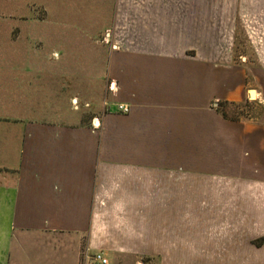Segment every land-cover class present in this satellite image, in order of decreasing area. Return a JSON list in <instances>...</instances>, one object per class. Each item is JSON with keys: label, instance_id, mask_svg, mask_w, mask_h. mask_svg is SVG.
<instances>
[{"label": "crops", "instance_id": "obj_1", "mask_svg": "<svg viewBox=\"0 0 264 264\" xmlns=\"http://www.w3.org/2000/svg\"><path fill=\"white\" fill-rule=\"evenodd\" d=\"M260 2L117 0L109 10L113 34H105L117 52L97 72L87 67L74 72L72 55L61 67L43 57H0V264H98L95 254L108 264H154L158 256L160 264H175L168 225L159 236L160 251L155 249L154 184L137 182V153L107 154L105 137L91 131L90 122L73 124V105L82 95L89 108L97 88V106L105 108L107 80L123 79V65H128L134 104L145 97L152 106L162 102L207 111L211 103L218 108L217 103L243 101L251 70L243 54L241 65L235 62L236 21L239 14L249 19L264 15ZM82 31L85 38L94 32ZM59 32L57 39L70 49L72 31ZM118 57L128 64L117 63ZM31 60L32 70L26 66ZM75 78L84 80V95L75 91ZM112 90L115 95L118 84ZM212 112L216 127L220 113ZM239 127L264 169V126ZM107 169L118 171V177H107ZM186 170L178 164L172 174L185 177ZM176 186L177 191L198 187L201 192L196 183ZM192 198L191 204L201 202L200 196ZM247 202L227 201L233 208H247ZM257 202L264 209V200ZM258 219L264 221V210ZM232 246V254L241 257L243 244ZM177 248V264H182ZM250 255L264 264V244L261 250L250 249L246 258Z\"/></svg>", "mask_w": 264, "mask_h": 264}, {"label": "rangeland", "instance_id": "obj_2", "mask_svg": "<svg viewBox=\"0 0 264 264\" xmlns=\"http://www.w3.org/2000/svg\"><path fill=\"white\" fill-rule=\"evenodd\" d=\"M116 1L0 0V57H43L61 67L67 55H72L74 72H86L87 68L96 71L100 63L107 67L117 52L112 39L106 41L105 38L106 33L113 34L112 22L108 19H112L109 10L115 7ZM260 3L264 10V0ZM87 28L94 32L90 31L85 38L82 30ZM60 30L72 31L69 51L63 48L67 44L57 39ZM242 54L251 70L247 71L245 98L238 103L227 102L229 104L222 110L228 119L219 114L221 118H217L216 127L209 110L218 109L220 103L216 105L218 108L211 103L207 111L187 110L189 106L184 111L185 107L180 104L162 102L152 106L147 104L145 97L134 104L128 65H123V79L107 80L105 108L97 106V88L90 96L89 108L82 95L73 105V124L90 122V130L105 137L107 154L137 153L134 172L137 182L154 184L155 249H161L159 236L163 232L165 235L168 225L171 260L175 264L179 245L182 264H236L238 260H242V264H256L257 259L251 255L246 258V254L250 249H263L261 212L264 209L258 207L257 201L264 200V169L257 151L250 149L243 140L239 126H264V15L250 19L241 14L237 16L234 58L239 66ZM122 57L116 58L117 63L128 64ZM34 62L31 60L26 66L32 70ZM254 69L258 71L256 74ZM83 81L75 78V91L81 94L85 92ZM115 83L118 92L114 95ZM119 84L127 87L120 90ZM250 90H256L259 97L249 98ZM95 119H98V127ZM146 155L153 160L146 161ZM151 162L153 172L149 169ZM178 164L187 169L185 177L172 174ZM118 175V171L107 169V177ZM179 183L200 184L201 192L198 187L196 191H177ZM170 188L172 190L168 191ZM198 196L201 202L191 204L192 197ZM228 200L248 201V207H230ZM226 244L230 249L225 248ZM231 244H243V248L240 247L242 259L232 254L235 249ZM153 261L160 264L161 257Z\"/></svg>", "mask_w": 264, "mask_h": 264}, {"label": "built area", "instance_id": "obj_3", "mask_svg": "<svg viewBox=\"0 0 264 264\" xmlns=\"http://www.w3.org/2000/svg\"><path fill=\"white\" fill-rule=\"evenodd\" d=\"M93 259L98 264H108V259H106L102 254H95Z\"/></svg>", "mask_w": 264, "mask_h": 264}, {"label": "trees", "instance_id": "obj_4", "mask_svg": "<svg viewBox=\"0 0 264 264\" xmlns=\"http://www.w3.org/2000/svg\"><path fill=\"white\" fill-rule=\"evenodd\" d=\"M229 103H227V102H221L220 104H219V108H218V111H219V113L223 116V118H225V119H228V115L226 114V112H224L223 110H222V108H224V106H226V105H228Z\"/></svg>", "mask_w": 264, "mask_h": 264}, {"label": "water", "instance_id": "obj_5", "mask_svg": "<svg viewBox=\"0 0 264 264\" xmlns=\"http://www.w3.org/2000/svg\"><path fill=\"white\" fill-rule=\"evenodd\" d=\"M257 92L256 90H250L249 91V98H253V95Z\"/></svg>", "mask_w": 264, "mask_h": 264}, {"label": "bare ground", "instance_id": "obj_6", "mask_svg": "<svg viewBox=\"0 0 264 264\" xmlns=\"http://www.w3.org/2000/svg\"><path fill=\"white\" fill-rule=\"evenodd\" d=\"M259 97V95L255 92V94L253 95L254 99H257Z\"/></svg>", "mask_w": 264, "mask_h": 264}]
</instances>
